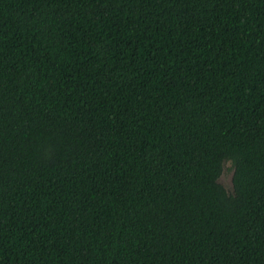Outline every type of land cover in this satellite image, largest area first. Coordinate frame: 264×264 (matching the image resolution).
<instances>
[{"label":"trees","instance_id":"trees-1","mask_svg":"<svg viewBox=\"0 0 264 264\" xmlns=\"http://www.w3.org/2000/svg\"><path fill=\"white\" fill-rule=\"evenodd\" d=\"M0 264H264V0H0Z\"/></svg>","mask_w":264,"mask_h":264},{"label":"rangeland","instance_id":"rangeland-1","mask_svg":"<svg viewBox=\"0 0 264 264\" xmlns=\"http://www.w3.org/2000/svg\"><path fill=\"white\" fill-rule=\"evenodd\" d=\"M224 181L227 183V185H229V177H228V176H226V177L224 178Z\"/></svg>","mask_w":264,"mask_h":264}]
</instances>
